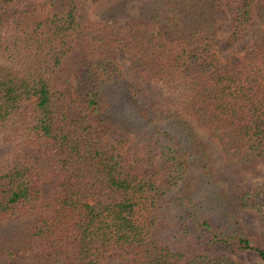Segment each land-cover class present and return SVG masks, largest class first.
Here are the masks:
<instances>
[{"label": "trees", "instance_id": "1", "mask_svg": "<svg viewBox=\"0 0 264 264\" xmlns=\"http://www.w3.org/2000/svg\"><path fill=\"white\" fill-rule=\"evenodd\" d=\"M20 3L0 0V264L264 263L241 219L264 227V0ZM226 20L227 46L262 27L223 62Z\"/></svg>", "mask_w": 264, "mask_h": 264}, {"label": "rangeland", "instance_id": "2", "mask_svg": "<svg viewBox=\"0 0 264 264\" xmlns=\"http://www.w3.org/2000/svg\"><path fill=\"white\" fill-rule=\"evenodd\" d=\"M21 5H22V0L18 7L19 10L21 9ZM86 10L88 14L91 13V6L89 3H87L86 5ZM229 26H230L229 20L223 21L218 30L220 41L217 44V54L223 62L227 61L231 56H242L246 51V49L250 46L253 40L254 33L257 31V29L262 27L261 23L256 20L254 24L251 27H249L234 44L227 46L225 38L228 34ZM117 55L123 67L127 68L128 60L126 53L122 49H118ZM191 123H193L194 128L199 134V136L203 140H205L207 145L210 147L212 153L215 156L216 162L219 163L218 161L221 159V152L217 142L214 139L210 138L206 129H203L197 123L194 122ZM241 219L243 223L251 231L255 233V240L253 241V244L264 245V227L259 223L257 219V214L253 210H243ZM9 226L10 225L8 223H5L4 221H0V239L2 235L8 234L11 231V228ZM234 257L244 264H264L261 261V259L257 256V254L252 250H245L238 252L234 255ZM119 262H120V258L110 255L107 258H105L101 264H117Z\"/></svg>", "mask_w": 264, "mask_h": 264}]
</instances>
